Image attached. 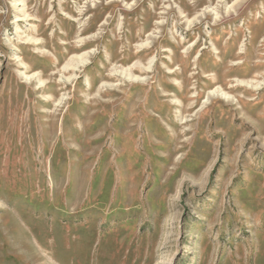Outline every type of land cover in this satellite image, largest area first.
<instances>
[{
	"label": "rangeland",
	"instance_id": "1",
	"mask_svg": "<svg viewBox=\"0 0 264 264\" xmlns=\"http://www.w3.org/2000/svg\"><path fill=\"white\" fill-rule=\"evenodd\" d=\"M0 264H264V0H0Z\"/></svg>",
	"mask_w": 264,
	"mask_h": 264
},
{
	"label": "bare ground",
	"instance_id": "2",
	"mask_svg": "<svg viewBox=\"0 0 264 264\" xmlns=\"http://www.w3.org/2000/svg\"><path fill=\"white\" fill-rule=\"evenodd\" d=\"M24 15H26V14H24ZM23 17V16H22ZM27 17V16H26ZM30 18V17H29ZM24 19H26V18H24ZM29 38V37H28ZM27 39V38H26ZM27 42V41H26ZM34 44H36V43H34ZM83 59H84V57H83ZM86 60V59H85ZM82 61L81 63H82V65L83 64H85V63H87L86 61ZM77 65V64H76ZM71 66V65H70ZM73 66V65H72ZM152 68V67H151ZM137 79H134L133 81H136Z\"/></svg>",
	"mask_w": 264,
	"mask_h": 264
}]
</instances>
